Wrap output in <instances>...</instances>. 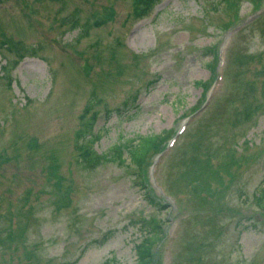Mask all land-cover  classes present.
<instances>
[{"label": "rangeland", "instance_id": "374dc122", "mask_svg": "<svg viewBox=\"0 0 264 264\" xmlns=\"http://www.w3.org/2000/svg\"><path fill=\"white\" fill-rule=\"evenodd\" d=\"M136 1L0 0V264H135L152 218L154 264H264V0ZM94 113L173 146L90 170Z\"/></svg>", "mask_w": 264, "mask_h": 264}, {"label": "trees", "instance_id": "16d2710c", "mask_svg": "<svg viewBox=\"0 0 264 264\" xmlns=\"http://www.w3.org/2000/svg\"><path fill=\"white\" fill-rule=\"evenodd\" d=\"M152 0H137L135 7V14L139 18H142L146 14L149 8L152 6ZM10 72V71H9ZM196 86L200 87L201 82L195 83ZM207 94V92H205ZM200 109L199 107L194 108L192 111L196 113ZM96 114L94 113L92 118L85 123V127L78 134L75 142V148L79 155V162L84 164L88 169L94 170L106 163H118L123 165L126 158L125 154L129 157L132 164H134L139 170V174L142 179L146 173V166L148 160L154 154H162L165 152L167 145L166 140L162 136H139L137 140H128L125 144L119 143L111 148L108 152L99 154L93 148V144L100 137L94 133V124L96 121ZM144 184V180H142ZM255 194L256 205L260 209H264V187L259 188ZM152 204H156L152 199ZM144 227L147 228L144 236L141 240L134 245L135 252V264H154L157 259V244L162 241L163 230L162 222L156 219H150L144 223ZM108 238V237H107ZM74 264V263H66ZM103 264H117L114 258L106 260Z\"/></svg>", "mask_w": 264, "mask_h": 264}]
</instances>
